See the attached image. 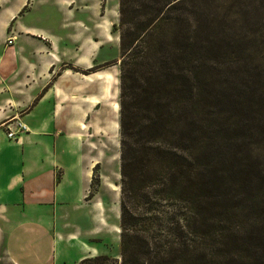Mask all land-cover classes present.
<instances>
[{
    "label": "trees",
    "instance_id": "trees-1",
    "mask_svg": "<svg viewBox=\"0 0 264 264\" xmlns=\"http://www.w3.org/2000/svg\"><path fill=\"white\" fill-rule=\"evenodd\" d=\"M111 33L118 61L71 69L118 62L119 254L77 264H264V144L243 135L264 95L214 80L191 47V0H118ZM208 42L203 55L232 59Z\"/></svg>",
    "mask_w": 264,
    "mask_h": 264
},
{
    "label": "crops",
    "instance_id": "crops-1",
    "mask_svg": "<svg viewBox=\"0 0 264 264\" xmlns=\"http://www.w3.org/2000/svg\"><path fill=\"white\" fill-rule=\"evenodd\" d=\"M32 1H0V264H51L56 255L73 264L85 257L78 247L64 245L76 235L57 239L53 227L91 201L98 163L85 136L116 78L69 69V63L92 68L99 45L87 39L76 54L47 41L50 33L25 21L33 11L20 13ZM11 24L16 37L6 44ZM18 124L22 130L8 138L6 127L15 130Z\"/></svg>",
    "mask_w": 264,
    "mask_h": 264
},
{
    "label": "rangeland",
    "instance_id": "rangeland-1",
    "mask_svg": "<svg viewBox=\"0 0 264 264\" xmlns=\"http://www.w3.org/2000/svg\"><path fill=\"white\" fill-rule=\"evenodd\" d=\"M208 7L221 10L216 8L217 11L213 13ZM222 9L225 10L222 12ZM31 10L33 12L25 17V21L50 33L51 37L47 41H59L62 48L77 54V48L83 46L87 39H92L99 45L94 55L95 67L118 61V35L111 33L112 25L118 21V0H33L21 13L24 15ZM12 27L11 24L5 35L6 44L15 40L16 36L11 33ZM213 36L229 43L232 59H225L219 52H213L216 55L202 54L207 45L211 46L208 41ZM191 47L203 49L200 55L214 71L217 83L227 84L234 78H240L248 81L252 89H257V95H264V0H191ZM74 55L71 53L63 57L65 61H71ZM71 67L69 63L68 68ZM99 71H106L110 78H116L114 92L110 90L105 102H102L104 97L101 98L99 114L93 119L94 127L89 129L90 136H85L93 141L99 184L91 188V203L75 211L66 223L55 225L53 232L57 233V239L75 234L76 238L72 241L67 239L64 245L78 247L83 251L84 258L101 254L117 258L120 212L118 62L116 65L104 66ZM102 82L100 80V92L103 95L105 90ZM262 110L246 126L251 130L243 133L250 143L248 147L255 144L263 147L264 107ZM51 264H68V259H59L56 255Z\"/></svg>",
    "mask_w": 264,
    "mask_h": 264
},
{
    "label": "built area",
    "instance_id": "built-area-1",
    "mask_svg": "<svg viewBox=\"0 0 264 264\" xmlns=\"http://www.w3.org/2000/svg\"><path fill=\"white\" fill-rule=\"evenodd\" d=\"M22 125L21 124H18L17 126H16V129L15 130H12L9 126H7L6 127V130H7V137L8 138H12V139H14L15 138V136L19 133V131H21L22 130Z\"/></svg>",
    "mask_w": 264,
    "mask_h": 264
}]
</instances>
